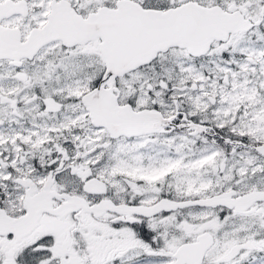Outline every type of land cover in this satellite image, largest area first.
Instances as JSON below:
<instances>
[{"label":"snow or ice","instance_id":"6c2138e0","mask_svg":"<svg viewBox=\"0 0 264 264\" xmlns=\"http://www.w3.org/2000/svg\"><path fill=\"white\" fill-rule=\"evenodd\" d=\"M0 264H264V0H0Z\"/></svg>","mask_w":264,"mask_h":264}]
</instances>
